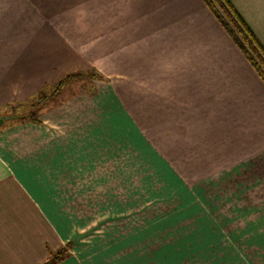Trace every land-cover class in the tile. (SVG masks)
Returning a JSON list of instances; mask_svg holds the SVG:
<instances>
[{"label":"crops","instance_id":"crops-1","mask_svg":"<svg viewBox=\"0 0 264 264\" xmlns=\"http://www.w3.org/2000/svg\"><path fill=\"white\" fill-rule=\"evenodd\" d=\"M59 1L103 25L115 84L0 131V264H264V79L239 45L203 0ZM229 2L264 49V0ZM143 160L173 180L137 184Z\"/></svg>","mask_w":264,"mask_h":264},{"label":"rangeland","instance_id":"rangeland-1","mask_svg":"<svg viewBox=\"0 0 264 264\" xmlns=\"http://www.w3.org/2000/svg\"><path fill=\"white\" fill-rule=\"evenodd\" d=\"M63 5L68 11L61 8L59 0H0V59L5 56L9 58L8 64L0 69L5 78L9 77L14 82L13 90L14 93L17 92L16 99L17 94H23L19 91H22L26 86L35 84L37 80L39 83L48 82L43 87L44 90H47V87L55 86L59 80L76 72H85L89 76L65 88L58 98L57 105L72 98L84 97L82 95L89 89L92 91L98 89L97 85L100 90H104L107 86L112 87L115 78L114 72L117 71L110 70L118 69V67L110 68L105 65V61H107L105 53L119 55V50L105 51L103 49V25L94 27V30L91 31L88 26L84 31L79 32L80 29L78 30L74 25L78 18L71 16V6L66 3ZM83 19L80 18L79 21L81 22ZM94 20V18H90V21ZM225 20L230 21L226 15ZM228 24L232 29L233 27L236 29L233 23ZM245 45L248 46L249 53L257 60L255 52L246 42ZM11 57L14 59L16 57L12 64ZM261 67L264 69V64H261ZM55 80L56 82H54ZM37 94L31 96L27 94L26 99L22 100L23 97L6 105L1 108L0 116L14 118L17 113L39 109L37 115L40 117L42 113L51 111L57 106L55 103H51L45 108L41 107ZM32 105L34 108H31ZM11 118L5 120L1 127L11 125L9 123ZM140 164H142L143 180L137 179L139 185L145 187L160 185L162 189L173 180L161 165L158 176L156 172L158 167L146 160L140 161ZM112 185L117 186V183L112 181ZM115 196L119 199L122 194ZM139 196L143 200V194L141 193ZM127 213L129 216L130 212Z\"/></svg>","mask_w":264,"mask_h":264},{"label":"trees","instance_id":"trees-1","mask_svg":"<svg viewBox=\"0 0 264 264\" xmlns=\"http://www.w3.org/2000/svg\"><path fill=\"white\" fill-rule=\"evenodd\" d=\"M203 1L211 10V12L215 15L219 23L224 27V29L229 33V35L234 39V41L239 45L243 53L247 56V58L255 67L257 72L264 79V69L261 67V64H264V49L262 45L259 43V41L256 39L251 29L244 21V19L241 17L239 12L234 8V6L229 2V0H203ZM225 15L230 19L229 22L225 20ZM228 23H233L236 29L233 27L234 29L233 30ZM240 39L244 43V45L246 42L249 45V47L255 52L256 54L255 56L258 61L249 53L248 46L245 45L246 46L245 47L243 43L240 41ZM88 76L89 74L85 72L72 73L69 74L64 79L60 80L58 83H56L55 86L47 87V90L44 89L40 90L37 94V97L39 99L38 102L40 106L45 108L49 106L51 103H55L57 105L59 101L58 98L65 88H67L72 83L80 82L81 80L85 79V77ZM31 108H34V106L32 105ZM38 111L39 109L36 111L32 110L25 113H17V116L11 118L9 123H11V125L21 124L26 122L39 123L40 117H38L37 115ZM6 127L5 126L1 127L0 131ZM66 256H67V250L65 249H62L57 252H50L48 259L42 264H57L60 260H62Z\"/></svg>","mask_w":264,"mask_h":264},{"label":"water","instance_id":"water-1","mask_svg":"<svg viewBox=\"0 0 264 264\" xmlns=\"http://www.w3.org/2000/svg\"><path fill=\"white\" fill-rule=\"evenodd\" d=\"M9 118H11V117H9V116H0V127L5 122V120H7Z\"/></svg>","mask_w":264,"mask_h":264}]
</instances>
